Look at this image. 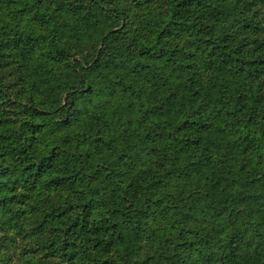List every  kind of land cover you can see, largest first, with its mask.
Segmentation results:
<instances>
[{"label": "trees", "instance_id": "obj_1", "mask_svg": "<svg viewBox=\"0 0 264 264\" xmlns=\"http://www.w3.org/2000/svg\"><path fill=\"white\" fill-rule=\"evenodd\" d=\"M0 264H264V0H0Z\"/></svg>", "mask_w": 264, "mask_h": 264}]
</instances>
